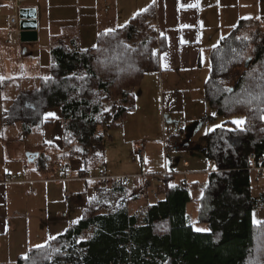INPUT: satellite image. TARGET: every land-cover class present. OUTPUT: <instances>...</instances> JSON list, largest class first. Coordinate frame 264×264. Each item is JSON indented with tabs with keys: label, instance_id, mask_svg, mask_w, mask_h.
Instances as JSON below:
<instances>
[{
	"label": "trees",
	"instance_id": "16d2710c",
	"mask_svg": "<svg viewBox=\"0 0 264 264\" xmlns=\"http://www.w3.org/2000/svg\"><path fill=\"white\" fill-rule=\"evenodd\" d=\"M248 30L250 38L243 34ZM164 48L154 5L99 33L92 47L77 38L56 40L49 72L33 94L40 105L33 122L54 125L44 113L60 109L64 146L48 147L55 150L40 155L39 170L52 175L74 159L87 174L91 161L104 159L110 132L137 108L136 90L159 72ZM211 54L204 99L226 121L203 138V155L215 170L200 199L199 220L209 231L190 223V187L167 181L164 198L133 215L125 207L101 213L89 203L67 232L29 249L17 264H264V222L253 220L258 201L248 170L250 155H264V27L241 19ZM236 116L244 117L243 126L233 123Z\"/></svg>",
	"mask_w": 264,
	"mask_h": 264
},
{
	"label": "crops",
	"instance_id": "0c3cea01",
	"mask_svg": "<svg viewBox=\"0 0 264 264\" xmlns=\"http://www.w3.org/2000/svg\"><path fill=\"white\" fill-rule=\"evenodd\" d=\"M224 1L78 0V11L81 18L73 17L72 26L68 27L75 28L77 36L69 35L68 39H79L83 48L96 45L99 33L127 24L135 15L151 5L156 7L158 32L165 43V48L161 54V69L159 72L148 74L140 87L137 88V108L127 116L121 127V134H124L122 137L124 143H127L126 147L131 148L133 153L135 143L144 141L148 143L147 151L150 154L154 146V143H150V140L158 138L156 146L153 148L163 146L165 150L163 153L164 159L169 160L171 153H168L169 151L160 141L162 135H165L163 132L162 135L160 134L156 138L153 134L146 133L127 135V131L131 132L132 129L146 130L153 121L166 128L168 125L167 119L170 124H177L184 113H186V117L189 115L190 119L185 94L188 91H195V88H197L194 84L201 70L202 54L215 46V43H211V31L216 30L218 26L215 24L213 26L214 20L212 22L211 18L214 14L220 15L225 7H229L230 4L224 3ZM256 2L259 6L264 5V0H256ZM252 17L249 16V18ZM83 21L85 22L84 25ZM78 27L80 29L79 33ZM85 30L86 34L83 33ZM62 39L67 38L63 37ZM11 45L13 44L11 43ZM7 80L9 79H4V81ZM37 90L38 88L34 93ZM33 100L26 104L27 107H24L31 112L35 111L38 104L36 99L33 98ZM31 115L33 116L34 113H31ZM173 116H178V118L173 120ZM44 117L47 120L54 121L55 124L58 121L61 123L62 112L60 109L47 110ZM7 118V116L3 117V125L0 126V183H2L0 184V258L2 257L5 260L1 261L0 264H17L18 258L25 255L29 249L43 246L51 239L67 232L73 224H76L82 218L84 209L91 202L98 203L96 206L99 208L96 211L101 213L109 214L125 207L130 215L145 211L153 203V199L145 201L139 196V192L143 189L140 188V185L134 189L130 186L118 188L113 183H108L105 185L108 188L101 189L99 192L103 196L102 199H89L85 204H81L80 195L83 192L84 182L80 180L81 184L78 183L77 186L81 193L74 196V203L67 204L66 192L68 188L73 187L72 183H69L71 182L69 179L79 180L78 178L84 175V173H79L82 168L79 167L78 170H74L70 165L69 171L65 172L64 168L69 165L66 163L60 171L52 175L40 171L39 167L42 165L40 164V155L42 153L50 155L55 150L48 148L52 147L53 144L45 139L42 143L36 144L41 149L37 154H28L30 158H33L32 165H29L23 150L18 149L17 140L21 130L19 128L10 129L11 126L7 127L5 125V122L10 121L13 123L21 117L15 115L13 119ZM159 130L161 129L159 128ZM166 131L169 133L168 130ZM13 132L14 134H12ZM180 133L181 136L173 137L175 140L179 138L180 143L184 145L182 148L177 143L180 146L179 151H182L176 153L178 157L183 158V150L188 148L189 145L185 142L183 130ZM43 138H45V133ZM111 141L114 144L113 137ZM203 150L204 148L202 149V156L207 160L203 155ZM189 151L191 152V150ZM186 154L188 153L186 152ZM146 160L144 164L141 162L143 166H146ZM48 164L43 165V167L47 165L46 171L51 169ZM166 167H168V163ZM212 168L214 169V167ZM126 173L134 174L135 172ZM176 173L181 175L183 172ZM115 174L123 173H113V175ZM162 176L164 175L162 174ZM21 177L24 179L23 183H4L9 178ZM87 185L89 186V183ZM101 185L103 183H94L95 192L97 186ZM255 199L258 201L255 210L262 209L264 207V195H260ZM141 201L146 205H138ZM74 220L75 222H73Z\"/></svg>",
	"mask_w": 264,
	"mask_h": 264
},
{
	"label": "rangeland",
	"instance_id": "374dc122",
	"mask_svg": "<svg viewBox=\"0 0 264 264\" xmlns=\"http://www.w3.org/2000/svg\"><path fill=\"white\" fill-rule=\"evenodd\" d=\"M224 3H229V7H225L220 15L214 14L211 18L212 22L214 20L213 26L214 24L218 26L216 30L211 31V43H215V46L231 33L232 29L241 19H247L249 16H253L252 18L258 19L264 27V5L259 6L256 0H225ZM22 8L37 10L38 41L22 43L20 40V45H11L8 41L9 35H11L10 33L13 30L8 23V19L15 13L14 0H0V78H3L0 81V126L3 125L4 116H7V119H13L15 115L21 117L13 123L7 121L5 125L7 127L11 126L10 129L19 128L21 130L17 140L18 149L23 150L25 158L28 159V164L32 165L33 158H30L28 154H37L41 149L36 144L39 142L42 143L43 139L52 143L56 149L63 148V129L59 121L45 128L41 124H35L31 113H34V116L40 113L38 104L33 112L24 107L28 102L34 101L32 95L36 88H38L40 78L46 76L49 72L52 61L51 48L55 44V40L62 39L63 37L68 39L69 35L73 37L77 36L76 29L68 27L72 26L71 22L73 17H81L78 11V0H30L22 5ZM84 24L85 22L83 21ZM79 30L78 27V33ZM251 32V30H248L246 33H243L244 37L250 38ZM83 33L86 34V30ZM211 53L212 49L204 51L202 54L201 70L194 84L197 88H195V91H188L185 94L190 119L189 115L186 117V113H184L177 124H170V121L167 119V124L170 127L167 125L164 128L153 121L146 130L132 129L131 132L129 130L127 131V135L146 133L153 134L156 138L158 135H162L163 132L165 135H162L160 140L162 144L167 139L170 142L178 143L183 148L184 145L180 143L179 138L177 137L178 139L175 140L173 137L181 136L180 132L183 130V136L185 134L186 139L185 142L186 144L188 143V148L192 153L188 148H185L182 158L181 156H177L182 150L179 152L169 151L168 153H171V156L169 160H165L163 146L161 148H153L156 146L158 138L151 139L150 143H154V146L150 154H148V143H146V156L148 158H146V166H143L131 148L128 149L126 147L127 143H124L122 138L124 134H121V128H117L110 132L111 137L114 138V144L110 140L107 141L104 159L100 158V160L91 161L87 169L89 178L102 177L104 175L107 177L134 174L144 175L142 180L133 181L129 186L135 189L140 185L141 189H146L151 195L148 200L153 199V203L164 198L161 185H165L167 181H169L168 183L170 185H179L185 182L191 191V200L187 205V214L195 231L197 229L203 230L198 232L209 231L208 224L201 223L199 220L200 199L209 180L210 172L208 171H214L210 163L202 156V149L205 146L203 138L208 132L222 126L226 121L214 109L210 108L204 99L205 85L210 77L212 67ZM4 79L9 80L4 81ZM185 89L187 88L185 87ZM172 118L175 120L178 116H173ZM25 119L28 120L25 121ZM236 120H244V117L236 116L232 119V121ZM44 133L45 138H43ZM190 154L191 156L189 157ZM66 163L69 164L68 166L71 165L74 170H78L79 167L84 168L83 164L78 160L71 159L67 160ZM167 163L168 167H166ZM185 163L189 164L188 169L184 167ZM130 171H134L135 173H126ZM179 171L183 172L181 174L182 176L179 175L180 173H176ZM186 171L188 173L184 174ZM117 172L123 174L113 175V173ZM85 176L86 174L82 177ZM80 180L84 182L82 186L83 192L80 195L82 200L81 204H85L89 199H102L103 196L99 192L101 189L108 188V186H105L106 183L100 180L79 179L71 181L69 183H72L73 187L68 188L67 191L71 194V200L66 201L67 204L74 203V196L81 193L77 186L79 185L78 183L81 184ZM88 183L89 186L87 185ZM94 183H103V185L97 186L95 192ZM253 186L255 198L264 195V175L253 173ZM152 192H155L156 195H153ZM138 205L144 206L146 203L144 204L141 201ZM253 220L255 223L256 221L264 222V207L260 210H255ZM91 233V237H93L94 232ZM1 261L5 260L1 257Z\"/></svg>",
	"mask_w": 264,
	"mask_h": 264
},
{
	"label": "built area",
	"instance_id": "2783aa9c",
	"mask_svg": "<svg viewBox=\"0 0 264 264\" xmlns=\"http://www.w3.org/2000/svg\"><path fill=\"white\" fill-rule=\"evenodd\" d=\"M30 0H14V8H15V13L12 14L9 19L8 23L13 31H11V35H9V42L12 44H19L20 43V38H21V29H20V12L23 9L22 5L26 4ZM163 145L168 151H179L180 146L177 143L170 142V140L165 139L163 141ZM145 146L146 143L144 141H139L135 143L134 145V154L136 157L140 159V161L144 164L145 159H146V151H145ZM184 167L186 169L189 168V164L185 163ZM211 167H214L213 164L211 163ZM65 172L69 171V166H66L64 168ZM248 170L251 171L252 173H256L258 175H264V155L261 157H257L256 155L252 154L249 157L248 161ZM215 171V170H214ZM208 172H213V171H208ZM188 172L186 171L184 174H187ZM144 175H125V176H117V177H107V176H102V177H95V178H89L88 175L85 177H80L78 179H86V180H100V181H108V180H113L117 185L119 186H128L130 185L133 181H139L142 180ZM70 181L74 179H69ZM24 179L23 177L21 178H9L7 179L4 183H9V184H16V183H23ZM2 184V183H0ZM153 195H156L155 192H152ZM140 196L148 200L150 198V193L146 190L143 189L141 191ZM66 200L70 201L71 200V194L69 192H66Z\"/></svg>",
	"mask_w": 264,
	"mask_h": 264
},
{
	"label": "water",
	"instance_id": "95a60500",
	"mask_svg": "<svg viewBox=\"0 0 264 264\" xmlns=\"http://www.w3.org/2000/svg\"><path fill=\"white\" fill-rule=\"evenodd\" d=\"M21 42L32 43L38 41L37 10L23 8L20 12Z\"/></svg>",
	"mask_w": 264,
	"mask_h": 264
},
{
	"label": "snow or ice",
	"instance_id": "6c2138e0",
	"mask_svg": "<svg viewBox=\"0 0 264 264\" xmlns=\"http://www.w3.org/2000/svg\"><path fill=\"white\" fill-rule=\"evenodd\" d=\"M3 79V78H0ZM50 115H54V114H50ZM233 123H235L237 126H243L245 121L244 120H236L233 121ZM256 223H259L258 221H256ZM197 231H203L202 229H197Z\"/></svg>",
	"mask_w": 264,
	"mask_h": 264
}]
</instances>
